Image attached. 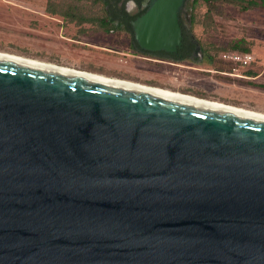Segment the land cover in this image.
<instances>
[{
    "label": "water",
    "instance_id": "water-1",
    "mask_svg": "<svg viewBox=\"0 0 264 264\" xmlns=\"http://www.w3.org/2000/svg\"><path fill=\"white\" fill-rule=\"evenodd\" d=\"M0 264H264V119L0 58Z\"/></svg>",
    "mask_w": 264,
    "mask_h": 264
},
{
    "label": "rangeland",
    "instance_id": "rangeland-1",
    "mask_svg": "<svg viewBox=\"0 0 264 264\" xmlns=\"http://www.w3.org/2000/svg\"><path fill=\"white\" fill-rule=\"evenodd\" d=\"M182 11L186 15L180 13V18L190 21L189 31L206 54H218L231 42L244 39L255 57L248 68L255 77L225 79L181 66L223 69L206 59L176 65L127 55L131 53L127 39L116 36L122 32L105 34L95 24L74 22L102 16L98 0H0V52L264 113V8L242 11L228 2L191 6L186 0Z\"/></svg>",
    "mask_w": 264,
    "mask_h": 264
},
{
    "label": "flooded vegetation",
    "instance_id": "flooded-vegetation-1",
    "mask_svg": "<svg viewBox=\"0 0 264 264\" xmlns=\"http://www.w3.org/2000/svg\"><path fill=\"white\" fill-rule=\"evenodd\" d=\"M103 7V15L95 20H91L88 18L85 19H76L75 23H80V25H88L92 26L95 24L96 27H99L100 30L105 34H115L116 36L122 40L127 39L126 49L131 53H126L127 55H131L136 58H143L146 60H151L155 62H167L170 64H176L189 61V62H200L202 59H206L208 64H212L214 66H218L221 68L228 67L222 62L216 53L206 54L204 45L198 41V39L189 31L190 21L182 18L179 19V24L182 31V40L181 45L177 47V49L173 52H166L164 50L151 52L143 50L139 47L136 40L134 39V34L131 26V21L136 17L141 15L147 8V5L150 0H98ZM184 15L186 12L182 11ZM187 22V23H186ZM85 31L82 32L83 36L85 35ZM127 34V35H126ZM183 67L194 69L196 71H202L205 73H211L210 76L214 74H218L219 77H223L225 79H236L240 77L242 79H252L255 75L250 74L249 69L246 70V74H233L230 70H226V74L221 73V70H209V68H202L191 65H181ZM231 74H227L230 73ZM249 73V74H247ZM236 77V78H235Z\"/></svg>",
    "mask_w": 264,
    "mask_h": 264
},
{
    "label": "bare ground",
    "instance_id": "bare-ground-1",
    "mask_svg": "<svg viewBox=\"0 0 264 264\" xmlns=\"http://www.w3.org/2000/svg\"><path fill=\"white\" fill-rule=\"evenodd\" d=\"M0 58L12 59L16 62L27 64V65L37 67V68L55 70V71L64 72V73H76V74L83 76V77L90 79V80L109 83V84H113V85H117V86L138 87V88L150 91L152 93H156V94L171 97V98L180 99V100H183L185 102L203 105V106H211V107L221 108V109L233 112L235 114L246 115V116L264 119V113H262V112H257L254 110L243 109V108H237L234 106H228V105H224L222 103H219L217 101L198 99L196 97H193L190 95H185V94L175 92V91H170V90H165V89H160V88H152V87L144 86V85H138V84H135L133 82L116 80L114 78H107V77L96 75V74L77 72V71H74L71 69L58 67V66H55V65L50 64V63L41 62L38 60H33V59L25 58V57H20V56H16V55L4 53V52H0Z\"/></svg>",
    "mask_w": 264,
    "mask_h": 264
},
{
    "label": "built area",
    "instance_id": "built-area-1",
    "mask_svg": "<svg viewBox=\"0 0 264 264\" xmlns=\"http://www.w3.org/2000/svg\"><path fill=\"white\" fill-rule=\"evenodd\" d=\"M218 58L224 62L228 69H221V73L226 74V70H230L233 74H240L239 71H246L251 64L254 63L255 57L251 51H237L232 49H224L218 52ZM227 73V74H231Z\"/></svg>",
    "mask_w": 264,
    "mask_h": 264
},
{
    "label": "trees",
    "instance_id": "trees-1",
    "mask_svg": "<svg viewBox=\"0 0 264 264\" xmlns=\"http://www.w3.org/2000/svg\"><path fill=\"white\" fill-rule=\"evenodd\" d=\"M105 1V0H104ZM188 2L191 3V6H195L200 2L204 3H214V2H228V3H234L239 6V10L246 11L253 7L260 6L264 8V0H188ZM49 7V6H48ZM49 11H54L52 8H49ZM207 16H209V12L207 11ZM192 19V16H191ZM224 49H232L237 50L241 52L250 51V47L246 45V42L244 39H237L233 42H231L227 47ZM222 49V50H224ZM250 72V70L248 71Z\"/></svg>",
    "mask_w": 264,
    "mask_h": 264
}]
</instances>
